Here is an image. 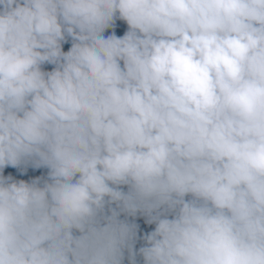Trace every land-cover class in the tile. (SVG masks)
Segmentation results:
<instances>
[{"label": "clouds", "instance_id": "obj_1", "mask_svg": "<svg viewBox=\"0 0 264 264\" xmlns=\"http://www.w3.org/2000/svg\"><path fill=\"white\" fill-rule=\"evenodd\" d=\"M0 264H264V0H0Z\"/></svg>", "mask_w": 264, "mask_h": 264}]
</instances>
